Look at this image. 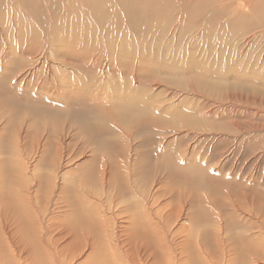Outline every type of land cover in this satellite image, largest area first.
I'll return each mask as SVG.
<instances>
[{
    "label": "rangeland",
    "instance_id": "obj_1",
    "mask_svg": "<svg viewBox=\"0 0 264 264\" xmlns=\"http://www.w3.org/2000/svg\"><path fill=\"white\" fill-rule=\"evenodd\" d=\"M22 4L19 0H0V131L4 130L6 141L13 146L15 154L16 150L24 152L29 171L35 170V165L37 173L46 177L40 182L38 196L42 195L41 201H45V191L52 184L57 186L66 179L73 182V168L81 176L90 168L89 184L82 182L80 185L93 193H100L102 199H106L105 203L116 207L135 203L133 207L140 215L146 213L150 216L152 212V217L158 218L163 229H154L150 236L157 242L163 240L162 235L177 240L174 249L185 257L182 264H193L196 261L194 254L201 251L212 250L215 255L221 252L222 257L224 251L221 248L227 246L228 237L235 236L236 241L244 244H248L252 236L256 237L258 253L263 255L264 130L257 127L263 125L264 128V116L245 113L235 105L244 103L262 109L264 94L247 92L244 96L247 101L239 102L229 96L237 90L224 91L192 84L186 60L183 58L181 65L179 54L173 57L179 62L183 74L177 75L176 70L168 73L165 68L138 66L136 58L116 57L113 53L120 54L119 47L124 41L130 49L140 48L139 31L147 28L146 23L128 27L122 18L119 22L110 20L104 34L100 24L94 25L102 34L94 33L98 38L96 44H84L81 50H75L78 51L76 54L63 55L61 45L55 43L59 33L52 34L55 25L44 27ZM170 5L166 3L162 16L168 14ZM115 12L117 10L112 11L111 17H116ZM53 14L59 16L57 11ZM179 21L178 29L171 23L166 30L170 51L186 46L183 32L186 24L182 15ZM56 29L60 32L64 28ZM259 31L264 33L263 29ZM179 32L184 35H178ZM151 33L156 37L160 35L157 30ZM251 38V33L240 34L238 42H247ZM259 48L263 54L264 42ZM263 57H260L261 61ZM57 72L70 73L78 79L90 77L96 82L110 83L111 80L112 87L115 83L120 89L126 86L137 90L139 96L154 108L157 105L160 113L172 109L177 113H162L156 122H124L113 114L104 120L103 132L82 130L78 125L80 119L74 120L72 115L96 120L99 113L104 114L103 107L88 99L72 98L69 86L60 84V73ZM169 76L173 81L165 80ZM252 95L255 98L252 99ZM28 102L29 109L26 107ZM230 102L235 105L229 107ZM182 112L186 117L190 115L191 122L178 116ZM106 162L109 168H106ZM104 167L109 169L110 179H101ZM48 175H52V183ZM218 228L221 234L218 237L222 238L223 244L219 246V253L217 246L212 244ZM204 229L213 236L209 237L207 246L199 245L202 243L199 232ZM131 238L133 249L140 248L137 236ZM183 242L186 243L184 248ZM144 243L141 252L156 255L153 264H169L165 258L157 256V251L153 252L151 238ZM235 256L238 255L235 253ZM246 258L243 264L251 263L250 255ZM260 262L264 263V259Z\"/></svg>",
    "mask_w": 264,
    "mask_h": 264
},
{
    "label": "bare ground",
    "instance_id": "obj_2",
    "mask_svg": "<svg viewBox=\"0 0 264 264\" xmlns=\"http://www.w3.org/2000/svg\"><path fill=\"white\" fill-rule=\"evenodd\" d=\"M19 1L29 9V13L33 17L39 19L44 27L55 25L52 27L55 28L52 34L54 35L55 32V35H58L59 33V36L55 38V43L61 45L63 55L76 54L84 44H96L98 38L94 33L102 34L98 32L100 28H94V25L100 24L104 34L105 26L109 27L110 20L119 22V19L122 18L128 27L146 23L147 28L139 31L140 48L130 49L124 41L125 43L119 47L120 54L113 53L116 57L129 60L136 58L139 60L138 66L165 68L168 73H173V70H176L175 74L177 75L180 72L183 74L180 65H178L179 62L176 61V57H173L179 54L177 57H181V65L182 59L186 60L185 64L191 75L187 74L192 84L224 91L237 90L238 93L235 92L229 96L231 100L239 102L247 101V99L244 100L247 92H251L253 95L264 94V60L261 61L264 53L259 52L260 43L264 42V33L259 31L260 29L264 30V0ZM166 3L171 4V7H169L168 14L163 15V18L161 13L165 10ZM113 10H117L115 18L111 17ZM55 11L59 13V16L53 14ZM181 15L185 19L186 26H183L186 27L183 30L185 35L183 32H179L178 35L182 34L186 37V46L184 49L177 48L175 51H170L166 30L171 23L173 27L177 28L176 25L177 22H180ZM8 20L10 21V19ZM77 25H81L82 28ZM60 26L64 29H60L62 31L59 32L56 27L60 28ZM153 30L160 33L159 37L152 35ZM35 33L33 31V36H36ZM247 33H251L252 38L247 42L245 40L239 43V35ZM64 37H67V40L60 43ZM93 46L96 47V45ZM86 47L88 46L86 45ZM57 73H60V77L57 75L60 84L65 83L69 86V94L72 98L88 99L103 107L104 114L99 113L96 120L92 116L89 119V117L70 113L74 120L77 117L80 119L78 125L82 130L97 129L103 132L106 127L104 120L112 117L113 114H116V117L124 122H156L162 113L163 115L177 113L174 109L170 110L171 112L165 110L160 113L157 105L154 108L149 101L139 96L137 90H131L124 84L125 87L120 89L116 87L115 83V87H112L111 80L110 83L108 81L96 82L90 77L78 79L70 73ZM170 78V76L166 77L165 80L173 81ZM253 95L252 99L255 98ZM261 104L262 109H255L244 103L235 105L231 102L229 107L235 105V108L239 110L244 109L245 113L252 112V115L264 116V99ZM26 107L29 109V102ZM57 114L61 115L62 113L57 112ZM185 115L186 113L182 112L178 116L184 119ZM189 116L184 121L191 122L188 119ZM257 128L264 130L263 125ZM6 140L4 130H1L0 153L3 155H0V264H153L152 259H155L156 255H151L153 256L151 258L149 254L141 252L144 242H148L150 238L153 243L152 250L153 252L157 251V256L165 258L169 264H182L185 257L182 258V255L174 249L176 243L178 244L177 240L162 235L163 240L160 239L157 242L150 236L154 229H163L162 225L159 226L158 218L152 217L151 209L150 216L146 213L141 216L137 213L138 209L133 207L135 203L116 207L113 204L105 203L106 199L103 200L100 193H93L80 185V183L89 184L92 172L90 168L84 174L82 173L84 176H81L73 168L72 171L75 175L71 178L76 184L70 182V179L61 181L57 186L52 184L45 191L46 195L43 196L45 201H41L42 195L38 196L40 182L46 177L37 173L35 165L33 166L35 170L30 172L24 152L16 150L15 154L13 146ZM39 160H42L41 157ZM105 165L106 168L110 166L107 162ZM104 168H102L104 174L101 179H110L109 169ZM30 173L31 177H29ZM48 178L52 183V175H48ZM125 188L126 186L123 189ZM219 231L218 228L214 234L215 240L212 242L218 248L217 253L220 250L219 246L223 245L222 238L218 237L221 235ZM211 234L207 229L201 230L199 235L202 243H197L207 246L210 243L208 242L209 237L213 238ZM131 236H137L138 242H141L140 248L137 249L136 246L133 249ZM235 238L236 236L228 237L227 246L221 248L224 251L222 257L220 256L221 252L215 255L212 250L197 251L199 253L194 254L196 261L192 263L243 264L246 257L249 258L250 255L251 263L247 264H264L260 262L264 259V254L259 255L258 253L256 237L252 236L248 244L236 241ZM185 242L181 244L183 248L186 245ZM232 250L233 255L231 254ZM235 253L238 256L234 257ZM242 257L243 261H238Z\"/></svg>",
    "mask_w": 264,
    "mask_h": 264
}]
</instances>
